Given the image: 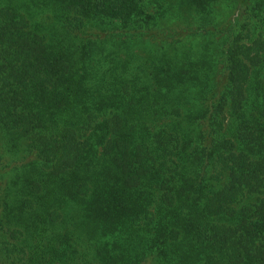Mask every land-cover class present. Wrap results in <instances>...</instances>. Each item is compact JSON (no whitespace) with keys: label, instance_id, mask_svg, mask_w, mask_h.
Wrapping results in <instances>:
<instances>
[{"label":"trees","instance_id":"trees-1","mask_svg":"<svg viewBox=\"0 0 264 264\" xmlns=\"http://www.w3.org/2000/svg\"><path fill=\"white\" fill-rule=\"evenodd\" d=\"M0 264H264V0H0Z\"/></svg>","mask_w":264,"mask_h":264}]
</instances>
